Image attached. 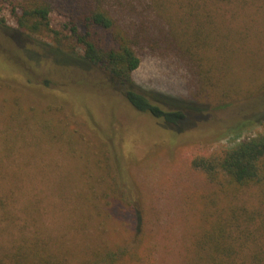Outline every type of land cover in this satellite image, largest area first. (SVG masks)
<instances>
[{"label":"rangeland","instance_id":"rangeland-1","mask_svg":"<svg viewBox=\"0 0 264 264\" xmlns=\"http://www.w3.org/2000/svg\"><path fill=\"white\" fill-rule=\"evenodd\" d=\"M15 2L0 0V196L13 216L0 226L16 243L49 238L71 250V261L128 243L142 249L141 264H191L222 211L230 225L232 204L247 209L243 226H255L250 213L264 217V188L242 193L227 179L222 188L192 165L264 133L255 117L264 111V0H198L186 14L172 5L178 42L157 37L136 47V87L203 110L180 127L134 112L116 90L82 101V81L103 83V73L57 64L48 37L18 29ZM50 17L67 34L63 15ZM45 80L50 87L35 84ZM115 146L131 186L117 178Z\"/></svg>","mask_w":264,"mask_h":264},{"label":"trees","instance_id":"trees-1","mask_svg":"<svg viewBox=\"0 0 264 264\" xmlns=\"http://www.w3.org/2000/svg\"><path fill=\"white\" fill-rule=\"evenodd\" d=\"M197 1L16 0L13 13L21 32L49 38L55 46V55L62 56L60 61H55L57 64H77L86 70L95 68L103 73V83L82 81V101L90 97L88 94L100 99L107 94L113 95L116 90L124 98L125 105L134 112L148 113L153 119H162L170 127H180L203 110L197 104L161 93L149 95L136 87L133 74L141 64L136 47L155 41L157 37L173 38L177 43L183 30L174 27L177 15L173 17L169 9L174 5L186 14L188 5L192 6ZM53 10L66 19L67 34L52 27L50 13ZM189 14L193 17L194 11ZM202 15L208 17L207 13ZM80 46L82 53L77 55ZM76 55L81 58L78 63L73 59ZM45 83L35 84L50 87L49 80ZM72 90L75 91V88ZM255 117L264 121V111ZM238 124L230 129H240L241 124ZM108 152L115 164L117 178L131 186L133 182L127 171L124 167L120 168L125 157L122 149L115 146ZM192 165L222 188L224 186L218 181L227 179L235 190H245L242 193L249 192V188L253 187L263 189L264 133L245 138L220 153L197 156ZM124 189L126 187L121 185L120 191L127 196ZM0 204V217L13 218L5 207L9 198L0 196ZM132 208L140 217L139 209L134 205ZM229 209L230 225L220 219L223 211L217 220L213 218L214 224L194 247L191 264H264V217L257 220L250 213L247 221L251 220L255 226L249 228L243 226V214L247 209L237 208L235 204ZM72 255L64 245L36 234L22 243H16L10 233L5 232V227L0 226V264H141L145 257L139 245L128 243L116 247L107 244L94 247L77 261H71Z\"/></svg>","mask_w":264,"mask_h":264}]
</instances>
